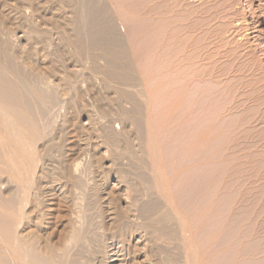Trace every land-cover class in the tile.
<instances>
[{
	"label": "rangeland",
	"instance_id": "rangeland-1",
	"mask_svg": "<svg viewBox=\"0 0 264 264\" xmlns=\"http://www.w3.org/2000/svg\"><path fill=\"white\" fill-rule=\"evenodd\" d=\"M177 16L184 17L182 24ZM176 24L181 34L176 33ZM150 29L159 31L162 52L154 57L151 51L147 59L140 50L146 32H155ZM133 40L141 44L135 45ZM133 52L142 57V62ZM145 60L147 69L141 65ZM0 71V106L10 105V101L12 105L5 109L16 110L9 112L0 107V112L5 111L0 113V134L4 135L0 136L4 138L3 144L0 140V153L9 159L18 148L20 154L16 156L15 151L9 160L0 154V210L3 213L5 209L4 216L9 208L18 218L17 222L13 219L14 227L10 224L13 232L2 221L0 211V233L13 236L6 237V242V235L1 238L0 234V248L4 245L0 260H5L0 264L208 263L200 258L202 249L191 245L192 235L186 231L188 224H193L192 215L187 213L190 219L186 211L200 197L194 193L191 196V188L185 190L184 186V194H180L188 197L179 195L177 200L186 210L182 212L177 204L169 203L165 191L162 193L168 184L170 190L172 174L179 171L174 167L169 174L171 167L168 169L171 155L178 152L176 140H171L174 128V132L170 129L171 137L165 134L175 127L174 115L182 99L183 104L200 102L198 108L209 106L213 119H222V125L214 124L220 125L224 134L222 151L228 176L227 198L223 197L227 203H220L233 214L221 208L224 215L218 210L220 214L215 216L229 218L237 212L235 223L232 217L228 221L236 224L238 217L239 225L227 221L225 225H230L220 233L232 232L230 237L226 235L231 240H227L229 245L236 239L246 241L248 249L245 242L240 244L245 249L239 247L256 259L255 264H264V0H0ZM1 114L11 115L5 120ZM148 117L154 121L155 129L150 123L153 131L148 127ZM163 122L171 125L167 132ZM158 124L165 126L160 127L165 138L159 136L176 145H164L157 137ZM12 131H18L13 137H20L15 139L19 143L5 140L6 134L13 138ZM153 134L170 150H165L171 157H166L165 164H170L166 167L172 180V176H165L162 158L166 152L156 160L146 150ZM158 139L154 143L159 147ZM168 147H175L174 152ZM6 161L10 163L6 165ZM149 161L156 162L154 168ZM14 163L16 170L19 168L16 172ZM158 170L165 174L161 177ZM166 177L171 180L167 185ZM150 184L160 192L155 190V194ZM180 201L187 205L182 206ZM179 212L183 213L181 217ZM183 215L189 221L186 218L184 222ZM203 226L208 229L206 224ZM239 227L242 231L238 233ZM203 230L199 236L205 240L209 233ZM3 241L11 249L5 248ZM189 246H193L192 251ZM186 248L193 257L199 251L201 261L198 257L190 260L192 254H186ZM193 248L198 250L193 252ZM4 249H8V255ZM235 249V253L242 251L238 246ZM187 255H191L189 260ZM235 257L238 259L237 254Z\"/></svg>",
	"mask_w": 264,
	"mask_h": 264
},
{
	"label": "bare ground",
	"instance_id": "bare-ground-1",
	"mask_svg": "<svg viewBox=\"0 0 264 264\" xmlns=\"http://www.w3.org/2000/svg\"><path fill=\"white\" fill-rule=\"evenodd\" d=\"M133 10V9H132ZM157 10V9H156ZM135 13H137L136 11H134ZM183 15V14H182ZM178 17V19L177 20H180L179 21V23H181L182 24V21L184 20L183 18H179L180 16H177ZM85 18V17H84ZM182 20V21H181ZM101 21V20H100ZM93 22V21H92ZM145 22V21H144ZM170 22V21H169ZM178 22V21H177ZM176 22V23H177ZM89 23V22H88ZM139 23V22H138ZM142 23V22H141ZM160 23H162V25H163V21L161 22L160 21ZM160 23H159V25H160ZM194 23V22H193ZM93 24H94V22H93ZM93 24H89V25H91V26H94ZM148 24H150L149 22H148ZM165 24V23H164ZM180 24V25H181ZM151 25H152V23H151ZM162 25H160V26H162ZM177 26L176 27H178V24H176ZM128 26V25H127ZM155 26V25H154ZM183 25H181L180 27L181 28H183L182 27ZM96 27V26H95ZM155 27H159V26H155ZM89 28H91V27H89ZM149 28V27H148ZM159 28H162V27H159ZM180 28V29H181ZM155 29V28H154ZM158 29V28H157ZM184 29V28H183ZM127 30V29H126ZM130 30V28L128 27V31ZM134 30H135V28H134ZM139 30V29H138ZM137 30V33H140L139 31ZM150 30H152V31H155V30H153V29H150ZM158 30H160V29H158ZM157 30V31H158ZM179 30V27H178V29L176 30V33H180L181 31L179 30V32H177ZM182 30V29H181ZM127 31V32H128ZM133 30H131V32H132ZM136 31V30H135ZM135 31H133V32H135ZM140 31H141V28H140ZM157 31H155V32H150L151 34H152V37L150 36L151 34H149L148 32H146V31H144V33H141V35L142 34H145V32L147 33L146 35H145V39L144 38H142V39H144V41L142 40H140V39H138L139 41H141V42H143V44H142V50H140L143 54H141V56L143 55V56H145V57H147V59H149V57H151L150 56V52L151 51H153V54L152 55H154V57H157V56H159V54H161V53H159L161 50H159V48L161 49V45L159 44L160 43V38H159V34L157 33ZM142 32H143V30H142ZM159 32V31H158ZM183 32V31H182ZM129 33V32H128ZM157 33V34H156ZM175 32H174V34H176ZM181 34V33H180ZM180 34H178V35H180ZM136 35H138V34H136ZM140 35V34H139ZM150 36L151 38H148L147 36ZM177 35V36H178ZM133 36V35H132ZM131 37V36H130ZM138 37V36H137ZM137 37H135V38H137ZM144 37V36H143ZM134 38V37H133ZM139 38V37H138ZM159 38V39H158ZM134 40H136V39H134ZM133 40V43L136 45V42H137V45H140L141 44V42H139V41H134ZM163 41V40H162ZM154 42H156V43H154ZM159 42V43H158ZM138 43H140V44H138ZM167 50V49H166ZM136 52H139V51H137L136 50ZM135 52V53H136ZM140 52V53H141ZM145 52V53H144ZM162 52V51H161ZM101 53V52H100ZM134 53V52H133ZM134 53V54H135ZM137 55H138V53H136ZM145 54V55H144ZM109 55V54H108ZM137 55H135V56H137ZM181 55V54H180ZM101 56V55H100ZM104 56V55H103ZM124 56H126V55H124ZM140 55H138V57H139ZM140 56V57H141ZM111 57V56H110ZM128 57V56H127ZM126 57V58H127ZM137 57V58H138ZM139 57V59L141 60V62H142V57L140 58ZM193 57V56H192ZM108 58V57H107ZM114 58V57H113ZM124 58V57H123ZM143 59H145V58H143ZM114 60V59H113ZM124 60V59H123ZM122 60V61H123ZM110 61V60H109ZM125 61V60H124ZM126 61H127V59H126ZM125 61V62H126ZM144 61V60H143ZM2 62V61H1ZM149 62H150V60H149ZM126 63H128V62H126ZM138 64H139V62H138ZM148 64V60H145V63L143 62V64L141 63V65H142V67H145L146 69H147V67L146 66H148L147 65ZM111 65V64H110ZM114 65V64H113ZM115 65H116V63H115ZM120 65H121V63H120ZM127 65V64H126ZM124 66V65H123ZM122 66V67H123ZM139 66H140V64H139ZM6 67V66H5ZM5 67H3L2 66V68H5ZM10 67V66H9ZM112 67V66H111ZM114 67V66H113ZM118 67V66H117ZM125 67V66H124ZM123 67V68H124ZM127 67V66H126ZM120 68V67H119ZM129 68V67H128ZM145 68H144V70H145ZM6 69V68H5ZM117 69V68H116ZM141 69V68H140ZM143 69V68H142ZM141 69V71H144V70H142ZM12 70V69H11ZM1 71H3L2 69H1ZM0 71V72H1ZM162 71V70H161ZM181 71V70H180ZM188 71V70H187ZM147 72H149V71H147ZM6 73V72H5ZM10 73H12V72H10ZM143 73V72H142ZM151 73V72H150ZM201 73V72H200ZM4 74V73H3ZM8 74H9V72H8ZM144 74V73H143ZM176 74V73H175ZM174 74V75H175ZM1 75V74H0ZM13 75V74H12ZM11 75V76H12ZM3 76V75H2ZM15 75H13V77H14ZM153 77V76H152ZM15 78V77H14ZM13 78V79H14ZM16 79H17V77H16ZM159 79V78H158ZM157 79V80H158ZM196 79V78H195ZM19 80V79H18ZM156 80V81H157ZM193 80V79H192ZM13 81V80H12ZM151 81V80H150ZM180 81V80H179ZM201 81V80H200ZM16 82V81H15ZM15 82H13V83H15ZM175 82V81H174ZM190 82V81H189ZM20 82H18V84H19ZM149 83V82H148ZM157 84V83H156ZM188 84V83H187ZM21 85V84H20ZM17 86V85H16ZM19 86V85H18ZM26 86V85H25ZM179 86V85H178ZM164 87V86H163ZM170 87V86H169ZM14 88H18V87H14ZM29 88V87H28ZM182 88V87H181ZM20 89V88H19ZM19 89H17L15 92H20L19 91ZM155 89V88H154ZM184 89V88H183ZM197 89V88H196ZM15 90V89H14ZM13 90V91H14ZM21 90V89H20ZM153 90V89H152ZM167 90V89H166ZM23 91V90H22ZM24 92H25V90H24ZM181 92V91H180ZM189 92V91H188ZM1 93V92H0ZM4 93V92H3ZM183 93V92H182ZM186 93V92H185ZM8 94H11V93H8ZM177 94V93H176ZM0 95H2V94H0ZM12 96V95H11ZM10 96V97H11ZM4 97V96H3ZM158 97V96H157ZM186 97V96H185ZM5 98H7V97H5ZM153 98V97H152ZM179 98V97H178ZM1 100H3L2 98H0ZM185 99V98H184ZM188 99V98H187ZM189 100V99H188ZM203 100V99H202ZM208 100V99H207ZM150 102V101H149ZM176 102V101H175ZM179 102H181V101H179ZM178 102V106L176 107V108H178V109H176V113H175V115L174 116H176L177 115V117H175V127L173 126V127H171V128H169L170 126H166L165 125V122H163L164 123V125L166 126H162L163 128L165 127V130H166V132H167V129L166 128H169V134H168V132L165 134V136L168 138V136H170L171 137V133H172V128H174V130H175V133H173V134H175L174 136V138H170L171 140H173V139H175L176 140V142H177V144H178V146L175 148V147H168V148H170V149H173L171 152H174V150L175 151H178V152H175V155L177 154V156L175 157V155L174 154H172L174 157H175V159H173L174 157L171 155V157L169 156L170 154H167V152L165 151V150H167V148L165 149L164 148V145H172L173 143L172 142H170V140H169V142H168V140L167 139H163V138H165V136H163L164 134H163V131L161 130V128L159 127V125L160 124H158L157 125V127H156V129L158 130V133H157V131H156V134H158V136L157 137H159V138H161V139H163L162 141H163V143H165L164 145L162 144V142H161V140H159L158 138V140L161 142H157V143H159V147L157 146V145H155V143H154V141L155 140H157V139H155V136H154V134L153 135H151V137L147 140L148 141V144H146V142H145V144L146 145H148L147 147H148V149H147V147H146V150H149V153L152 155V157H155L154 159H156V157H158V155L159 156H162L163 154H165V152H166V156H163L164 158H166L167 156V158H171V159H173V160H176L177 159V161H175V162H177V163H174V162H172L173 160H171L170 159V161L172 162H169V159H168V161L167 162H169L170 164H168V165H170V166H168L167 164H165L166 163V160H167V158L166 159H164V158H162L163 160H165V161H162L161 160V157H159L160 159V162H159V160H158V164L160 165V169H161V161L163 162V164H164V167H166V166H168V169L169 170H171V173H169V172H167L168 170H167V167H166V174H165V176L167 175L168 176V173L169 174H172V169H173V172H174V167H175V170H176V168H179V171L177 172V171H175L174 172V174H172V175H174V179H173V176L172 175H170V176H168V178L169 177H171V180L173 181V184H172V187L170 188V190H169V184H168V188H164L165 190H163V192L162 193H164V191H165V195L166 196H169L170 198L168 199V201H169V203H173L174 204V206L177 204V200L178 199H180L179 197H181V198H183V197H185V196H182L181 194H184V193H182V189H183V187L185 186V190H187V188L188 187H190L191 188V190L189 189V193H190V195L192 196L193 195V193L194 194H196V195H198V197H200L199 199H197L196 198V196H195V198H196V203H195V201L194 200H192V201H194V207H193V204H192V207L191 206H189V204L190 203H192V202H190L191 200H189V198H190V196H189V198H188V207L190 208L188 211H186V210H182V208L183 207H181V206H179L178 204H179V201H178V204H177V206L178 207H181V209L180 208H178L177 206V209H179V210H182V212L184 211H186V214L188 213L189 215H192L191 217H193L192 219L193 220H191V221H193V222H191V223H193L192 224V226H190L189 224H188V226L189 227H187L188 229H186V231L187 232H190V234L192 235L191 237H192V239H193V242L191 243V245L194 243V244H196L199 248L198 249H202V250H199V251H202V254L203 255H201L200 256V258H202L203 260L205 259H207V261L206 262H208V263H206L205 261V263L206 264H255L257 261H256V259H254L253 257H251V256H249V252L248 251H246V250H244L245 251V253L243 252V249H245V248H243V246H241V245H243L244 244V242L246 243V245H244L245 247L246 246H248L247 245V242L246 241H244V242H241L242 240H240V239H236L235 237L236 236H233L236 240H237V242H239L240 241V243H236L235 241V239L233 238V237H231L232 239H234V240H232V241H234V242H232V243H234V244H227L228 243V241H229V243H230V238L228 239V238H226V235H228V237H230L231 235H232V232H230L231 234H228V232L226 233V232H224V233H226V235L224 236L222 233H220V229H222V231L224 230L225 231V228H224V226L226 227V229H227V227L230 225V223L226 226L225 224L226 223H228V222H232V221H234V219L236 218V216H238V214H237V212H236V216H234L233 215V217L232 216H230L231 214H233V211H232V213H230V212H228L227 211V209H226V211H225V209L223 208V207H221V201L227 196V194H225V192H227V190L226 189H228V183H226L227 181V175H225V174H227V173H225V172H227L226 170V168H225V165H226V161H225V159L226 158H224V155H223V143L225 142V139H224V134H223V131H222V129H221V126L220 125H222V119H220V118H217L216 119V121L213 119V114H212V111H210V109L207 107V108H198L199 107V105L197 106V104H199L200 102H196L195 101V103H193V105L192 104H190L191 103V101H189L190 103H188L187 101H185L186 103V105L187 106H185V104H183L184 103V101H183V99H182V102L181 103H179ZM9 103H10V105L7 103V104H5V103H3V104H5V105H3L4 106V108H3V106H0L1 108H3V109H5V106H11L12 105V103L9 101ZM15 103V102H14ZM153 103V102H152ZM151 103V104H152ZM202 103V102H201ZM223 104V103H222ZM205 105V104H204ZM209 105V104H208ZM8 106V107H9ZM15 107H18V105L17 106H15L14 105V108ZM156 107V106H155ZM200 107H201V104H200ZM205 107V106H204ZM7 108V107H6ZM12 108V107H11ZM146 108V107H145ZM148 108V107H147ZM163 108V107H162ZM9 109V110H8ZM16 109V108H15ZM5 110H8L9 112L12 110H10V108H7V109H5ZM152 110V109H151ZM3 110L1 109V112H2ZM12 111H14V110H12ZM219 111V110H218ZM0 112V113H1ZM4 112V114H5V111H3ZM8 112V113H9ZM14 112H16V110L14 111ZM154 112V111H153ZM162 113V112H161ZM178 113V114H177ZM4 114H1L2 116H3V118L5 117L6 118V116H4ZM6 114H7V112H6ZM11 114H13V112H11ZM10 114V115H11ZM150 114V113H149ZM10 115L9 116H7V117H10ZM15 115V114H14ZM13 116V115H12ZM16 116H18L17 118H20V116L19 115H16ZM16 116H14V118H16ZM153 116V115H152ZM154 116H156V115H154ZM159 116V115H158ZM158 116H156V117H158ZM173 116V117H174ZM216 116H218V114L216 115ZM228 116V115H227ZM1 117V116H0ZM164 117V116H163ZM172 117V118H173ZM225 117V116H224ZM236 117V116H235ZM4 118V119H5ZM148 118H150L151 120L149 121V123H148V127L151 129V127H150V125L153 123L154 124V121H152L153 119L151 118V117H148ZM0 119H2V118H0ZM147 119V118H146ZM170 119V118H169ZM5 120H8L7 118L5 119ZM149 120V119H148ZM210 120L212 121L213 120V122H210ZM2 121V120H1ZM10 121V120H9ZM8 121V122H9ZM15 121V120H14ZM152 121V122H151ZM159 121V120H158ZM157 121V119H156V122H158ZM168 121V120H167ZM171 121V120H170ZM169 121V122H170ZM7 122V121H6ZM219 122V123H221L220 125H214V124H217V123ZM3 123V122H2ZM14 123V122H13ZM144 123V122H143ZM151 123V124H150ZM167 123V122H166ZM171 123V122H170ZM212 123V124H211ZM218 123V124H219ZM152 124V127L153 126H155V125H153ZM157 124V123H156ZM162 124V123H161ZM167 124H169V123H167ZM6 124H4V126H5ZM9 125V124H8ZM7 125V127H13V126H11L12 125V123L8 126ZM15 126V125H14ZM20 126V125H19ZM6 127V126H5ZM158 127H159V129L161 130V132H160V130L158 129ZM223 127V126H222ZM146 128V127H145ZM154 129H155V127H153ZM152 128V129H153ZM5 129V128H4ZM8 129V128H7ZM6 129V130H7ZM13 129V131H14V127L13 128H11V130ZM17 129H18V126H17ZM148 129V128H147ZM149 129V130H150ZM151 129V130H152ZM153 129V130H154ZM170 129H172L171 131H170ZM221 129V130H220ZM149 130H148V132H149ZM150 130V131H151ZM152 130V131H153ZM165 130H164V132H165ZM174 130H173V132H174ZM0 131H2V130H0ZM9 131H10V129H9ZM13 131H12V134H10L11 135V137H13L14 135V137H16L17 136V132H16V134H14L13 133ZM3 132V131H2ZM1 132V133H2ZM148 132H146V133H148ZM155 132V131H154ZM171 132V133H170ZM7 133V132H6ZM5 133V134H6ZM146 133H145V135H146ZM150 133V132H149ZM153 132H151V134H152ZM159 133L160 134H162V137H160L159 136ZM7 135V137H6V141H8V142H12L13 140H15V139H17V138H19L20 139V137H17V138H15L14 139V137L13 138H10L9 136H8V134H6ZM142 135H144L143 133H142ZM144 135V137H146V138H148L147 136H145ZM148 135H150V134H148ZM0 136L2 137V136H4V135H1L0 134ZM18 136H19V133H18ZM152 136H154V138L152 137ZM144 137H142V139H144ZM228 137V136H227ZM7 138H9V140H7ZM23 138V137H22ZM154 139V141H152L151 139ZM13 139V140H12ZM18 139V140H19ZM28 139V138H27ZM0 140H2V139H0ZM18 140L16 141V142H18ZM144 140H146V139H144ZM144 140H142V141H144ZM167 140V142H164V141H166ZM15 141H13L12 142V144L15 142ZM25 141H26V139H25ZM30 141V140H29ZM2 142V144H3V142H4V138H3V140L1 141ZM8 142H5V144H7ZM173 142H175L174 140H173ZM234 142V141H233ZM19 143V142H18ZM166 143H168V144H166ZM2 144H0V145H2ZM8 144H10V143H8ZM161 144V145H160ZM19 145V144H18ZM22 145V142L20 143V145H19V149L21 148L20 146ZM144 145V144H143ZM168 145V146H169ZM170 145V146H171ZM174 145H176V144H174ZM174 145H172V146H174ZM225 145V144H224ZM4 146V145H3ZM8 146V145H7ZM16 147H18V146H16ZM23 147V146H22ZM4 148V147H3ZM175 148V149H174ZM227 148V147H226ZM0 149H2V146H1V148ZM9 149H11L12 150V148L10 147ZM15 149V148H14ZM23 149H24V147H23ZM17 150H18V148H17ZM17 150H14V153L13 154H15V151L16 152H18ZM26 150V149H25ZM28 150V149H27ZM145 150V149H144ZM145 150V151H146ZM3 151V150H2ZM21 151H22V149H21ZM30 151V150H29ZM29 151H27V152H29ZM167 151H169L170 152V150H167ZM9 152H10V150H9ZM22 152H24V150L22 151ZM26 152V151H25ZM147 152V151H146ZM168 152V153H169ZM11 153V152H10ZM225 153H226V151H225ZM1 154V156L3 157V158H6L5 157V154H4V156H3V153L1 152L0 153ZM8 154V153H7ZM13 154H11V155H13ZM28 154V153H27ZM144 154V153H143ZM10 155V154H9ZM10 155V156H11ZM16 156H20V154H19V152L17 153V154H15ZM25 155V154H24ZM24 155H22V156H24ZM31 155V154H30ZM29 155V156H30ZM151 155H149L148 153H147V156H148V160H150V161H152L150 158H151ZM7 156V160H9L10 158H12L13 159V157L11 156H9V159H8V155H6ZM14 156V155H13ZM25 156H27V155H25ZM25 156L23 157V158H25ZM150 156V157H149ZM28 157V156H27ZM25 158V159H28V158ZM15 158V157H14ZM20 158H22V157H19V159ZM22 158V159H23ZM34 158V157H33ZM6 159H4V160H6ZM11 159V160H12ZM10 160V161H11ZM15 160V159H14ZM16 163L18 162V158L16 157ZM29 160V159H28ZM31 160V159H30ZM157 160V159H156ZM20 162H21V164L22 163H24V162H22L21 160H19ZM24 161V160H23ZM150 161H149V163H150ZM153 161H155V160H153ZM14 162V161H13ZM32 162V161H31ZM6 163V165H7V163H10V162H5ZM26 163H28V161H26ZM142 163V162H141ZM156 162H153L151 165L153 166V165H156L155 164ZM236 163V162H235ZM12 164V163H11ZM11 164H9V166H11ZM18 164V163H17ZM29 164V163H28ZM172 164H174V165H172ZM176 164V165H175ZM15 165V163L12 165V166H14ZM19 165V164H18ZM25 165H27V164H25ZM24 165V166H25ZM30 165V164H29ZM32 165V164H31ZM146 165H147V163H146ZM151 165H149V166H151ZM159 165H158V167H159ZM143 166H144V164H143ZM149 166H146L147 168L149 167ZM6 167V166H5ZM16 165H15V172L16 171H18L19 170V168L16 170ZM18 167H20V166H18ZM23 167V166H22ZM22 167L20 168V169H22ZM29 167V166H28ZM145 167V168H146ZM155 166H153V168H154ZM164 167H162V168H164ZM4 168V167H3ZM7 168V167H6ZM10 168V167H9ZM12 168H14V167H12ZM151 169V170H155V169ZM224 168L226 169V170H224ZM5 169V168H4ZM3 169V170H4ZM11 169V168H10ZM10 169H9V172H13V171H10ZM27 170H28V168H26ZM149 169H150V167H149ZM157 169V168H156ZM165 169V168H164ZM164 169L162 170L163 172H164ZM237 169V168H236ZM14 170V169H13ZM24 170V169H23ZM26 171V170H25ZM159 172H157L158 174L160 173V170H158ZM161 171V173H160V176H161V174L163 173ZM225 171V172H224ZM15 172H14V174H15ZM32 172V171H31ZM151 172H153V173H155L154 171H151ZM23 173V172H22ZM27 173V172H26ZM149 173H150V170H149ZM157 173H156V175H157ZM18 174H20V173H18ZM28 174H30V173H28ZM164 174H162V175H164ZM22 175H24V174H22ZM26 176V175H25ZM157 176H159V175H157ZM225 176H226V178H225ZM14 177H16V178H19V177H17V176H15L14 175ZM28 177V176H27ZM152 177V176H151ZM162 177V176H161ZM160 177V178H161ZM23 178V177H22ZM30 177H28L27 179H29ZM152 178H154V174H153V177ZM164 178V177H163ZM167 178V177H166ZM167 178V181H166V185H167V183L169 182V180L170 179H168ZM21 179V178H20ZM165 179V178H164ZM164 179H162L163 181H164ZM154 180V179H153ZM156 180H158L157 178H156ZM171 180H170V182L169 183H171ZM233 180V179H232ZM20 181V180H19ZM159 181H161V179H159ZM236 181V180H235ZM157 182V181H156ZM155 182V183H156ZM26 183V182H25ZM165 183V182H164ZM152 184V183H151ZM150 184V185H151ZM24 185V184H23ZM27 185V184H26ZM158 185H160L158 182H157V186ZM28 186V185H27ZM152 186V185H151ZM150 186V187H151ZM156 185H154V186H152V188L153 187H155ZM164 186V185H163ZM160 187H161V185H160ZM158 188H159V186H158ZM163 188V187H162ZM161 188V189H162ZM168 189V190H167ZM152 190V189H151ZM153 192H155V190L156 191H159L160 192V189H158L157 190V188L155 189V188H153ZM233 190V189H232ZM237 190V189H236ZM162 191V190H161ZM158 192V193H159ZM188 192V191H187ZM181 193V194H180ZM155 194H156V192H155ZM161 194V193H160ZM160 194H158L159 196H160ZM180 195V196H179ZM189 195V194H188ZM224 195H226L225 197H224ZM163 196H164V194H163ZM162 196V197H163ZM179 196V197H178ZM2 197V196H1ZM186 197H188L187 196V194H186ZM185 197V198H186ZM194 197V196H193ZM224 197V198H223ZM168 198V197H167ZM192 198V197H191ZM227 198V197H226ZM2 199V198H1ZM0 199V200H1ZM7 199V198H6ZM166 199V197L164 196V200ZM234 199V198H233ZM9 199H7L6 201H8ZM184 200V199H183ZM183 200H181V201H183ZM187 200V199H186ZM185 200V201H186ZM224 200H226V199H224ZM223 200V201H224ZM2 201H3V199H2ZM167 201V200H166ZM181 201H180V204H181ZM222 201V202H223ZM227 201V200H226ZM190 202V203H189ZM225 202V201H224ZM223 202V203H224ZM4 203V202H3ZM3 203H2V205H3ZM8 203V202H7ZM7 203H6V206H7ZM163 203H165V202H163ZM186 203V202H185ZM184 203V204H185ZM225 203H227V202H225ZM183 204V205H184ZM220 204V205H219ZM11 205V203H10V201H9V206ZM182 205V204H181ZM182 205V206H183ZM186 205H187V203H186ZM185 205V207L184 208H188L187 206ZM191 205V204H190ZM224 205V204H223ZM222 205V206H223ZM5 206V207H6ZM8 206V207H9ZM170 206V205H169ZM219 206H220V209H218L219 208ZM225 207L227 206L226 204L224 205ZM1 207V206H0ZM156 207V206H155ZM158 207V206H157ZM166 207V206H165ZM164 207V208H165ZM175 207V208H176ZM2 208V207H1ZM169 208H171V207H169ZM173 208V207H172ZM221 208H223L224 209V212L226 213V212H228L230 215H229V218L230 217H232V221L231 220H229L228 221V219L229 218H227V217H225V216H223L224 214H223V209H221ZM230 208V207H229ZM21 209V208H20ZM2 210H4L5 211V209L3 208ZM8 210V211H7ZM6 211H7V214L6 215H4L3 216V213L5 214L6 212H4L3 211V213H2V211H1V216H2V221H5L7 224H13V219L15 218V214L13 213V210L12 211H10L9 210V208L7 209ZM165 210V209H164ZM179 210H176L177 212L179 211ZM219 210V212L220 211H222V214L223 215H221V216H215V215H219L220 213H218L217 211ZM21 212V211H20ZM158 212V211H157ZM182 212H179V214H180V216L179 217H181V215L183 214ZM19 213V212H18ZM182 213V214H181ZM193 213H194V215H197V217L196 216H193ZM218 213V214H217ZM235 213V212H234ZM176 214H178V213H176ZM185 214V213H184ZM185 214V215H186ZM187 214V215H188ZM227 214V213H226ZM155 215V214H154ZM160 214H158V216H159ZM186 215V216H187ZM188 215V217L191 219V217ZM18 216V215H17ZM157 216V217H158ZM184 216V215H183ZM194 217L195 218H197V219H195L194 220ZM1 218V217H0ZM17 218V217H16ZM16 218L14 219V221L16 220ZM150 218H151V216H150ZM156 218V217H155ZM159 218V217H158ZM169 218V217H168ZM187 218V217H186ZM185 216H184V218L182 217V219H184L183 221L185 222ZM18 219V218H17ZM161 219V218H160ZM188 219V218H187ZM159 220V219H158ZM238 220H240V219H238V217H237V219H236V221L238 222ZM150 221H152V220H150ZM155 221H157V220H155ZM171 221V220H170ZM186 221H189V219L188 220H186ZM207 221V222H206ZM208 221H210V222H208ZM228 221V222H227ZM4 222V223H5ZM16 222H17V220H16ZM15 222V223H16ZM158 222V221H157ZM161 222V221H160ZM172 222V221H171ZM204 222H206V223H204ZM236 222V224H238L239 225V223L240 222H238L237 223ZM14 223V225H16ZM187 223V222H186ZM186 223H183V224H185L186 226H187V224ZM208 223H210V224H208ZM233 223V222H232ZM234 223H235V221H234ZM233 223V225H236V224H234ZM171 224V223H170ZM206 224V226H207V228L208 229H206V230H208L206 233H209L208 235V238H207V234H204V236H206L205 237V240H204V238H202L201 239V237H203V236H199V235H202L203 234V232H202V234L199 232L201 229L203 230V228H204V226L203 225H205ZM208 224V225H207ZM9 226V228L11 227V229H12V226L14 227V225H12V226ZM209 226V227H208ZM183 227V226H182ZM186 228V227H185ZM206 228V227H205ZM205 228H204V230H205ZM240 228V227H239ZM238 228V229H239ZM7 229V228H6ZM183 229V228H182ZM203 230V231H204ZM205 230V231H206ZM12 231H13V229H12ZM15 231H16V229H15ZM204 231V232H205ZM227 231V230H226ZM239 231H242L241 230V228L237 231L238 233H239ZM5 232H8V231H5ZM14 232V231H13ZM182 232V231H181ZM234 232V231H233ZM2 233H4V231H2ZM184 233V232H183ZM220 233V234H219ZM241 233V237H242V232H240ZM1 234V233H0ZM8 234V233H7ZM15 235L17 234V233H14ZM189 234V233H188ZM189 234V235H190ZM6 234L4 233L3 235L1 234V238H2V236H5ZM220 235L222 236V238L220 237ZM237 235V234H236ZM243 235H245V234H243ZM8 236H12L11 234L10 235H6L5 237H3V239L5 238V240L4 241H6V237H7V239H8ZM240 236V235H239ZM190 237V238H191ZM225 237V239H223ZM243 237H245V236H243ZM12 238H13V236H12ZM247 238V237H246ZM244 239V238H243ZM191 240V239H190ZM228 240V241H227ZM2 241V240H1ZM3 241V243L5 244L6 242H8V241H6V242H4ZM226 242V244H225V242ZM19 242V241H18ZM188 242V241H187ZM189 243V242H188ZM242 243V244H241ZM1 244V243H0ZM17 244V243H16ZM241 244V245H240ZM12 245V244H11ZM14 245H15V242H14ZM13 245V246H14ZM184 245V244H183ZM1 246H2V244H1ZM16 246V245H15ZM18 246V245H17ZM20 246V245H19ZM226 246V248H224ZM237 246H238V248L239 249H241V248H243V249H241L242 251L240 252V250L238 251V252H234V251H232V250H234V248L236 247V249H235V251L237 250ZM239 246H241V248L239 247ZM3 247H4V245H3ZM3 247H1L2 249H3ZM21 247V246H20ZM190 247V246H189ZM193 246H191L190 247V249L189 248H186L187 249V251H188V249L189 250H191L192 251V248ZM1 248H0V250H1ZM5 248H8L7 247V243H6V246H5ZM22 248V247H21ZM194 248H195V245H194ZM193 248V252H194V250H198V249H194ZM228 248H229V251H228ZM249 248V246L246 248V249H248ZM8 249H11V248H8ZM8 249H4V253H5V251L7 252V250ZM13 249V248H12ZM20 249V248H19ZM23 249V248H22ZM186 249H185V251H186ZM13 250H17L16 249V247H14V249ZM3 251V250H2ZM1 251V252H2ZM24 251V250H23ZM190 251V252H191ZM199 251H196V257H193V256H195V255H193L192 253H190L189 251H188V253H186V254H192V257H191V255H189L190 257H191V259L190 260H193L192 258H197L198 256H197V254L199 255ZM198 252V253H197ZM10 253V252H9ZM24 253H25V251H24ZM24 253L22 252V254L24 255ZM201 253V252H200ZM6 254V253H5ZM13 254H14V252H13ZM16 254H17V251H16ZM15 254V255H16ZM237 254V258L238 259H236V257H235V255ZM6 255H8V254H6ZM15 255H13L14 257H16ZM21 255V254H20ZM203 256H205L204 258H203ZM263 256V255H262ZM5 257V256H4ZM10 257H11V255H10ZM17 257H18V254H17ZM16 257V258H17ZM23 257V256H22ZM186 257V256H185ZM187 257H188V255H187ZM190 257H188V260H189V258ZM6 258V257H5ZM8 258V257H7ZM24 258V257H23ZM17 259H20L19 257L17 258ZM194 259V260H195ZM197 259H199V257L197 258ZM200 260V259H199ZM1 261V260H0ZM5 261V260H4ZM3 260L1 261V262H4ZM16 261V260H15ZM201 261V260H200ZM7 262V261H6ZM23 262V261H22ZM191 263H192V261H190ZM195 261H193V264H195L194 263ZM5 263V262H4ZM19 263H21V262H19ZM19 263H17V264H19ZM188 263H189V261H188ZM199 263H201V262H199ZM198 263V264H199ZM202 263H203V261H202ZM16 264V263H15Z\"/></svg>",
	"mask_w": 264,
	"mask_h": 264
}]
</instances>
